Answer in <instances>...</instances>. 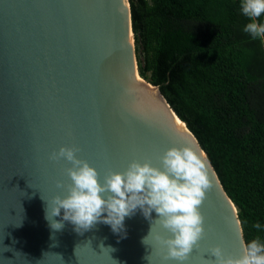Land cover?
<instances>
[{"label": "water", "instance_id": "water-1", "mask_svg": "<svg viewBox=\"0 0 264 264\" xmlns=\"http://www.w3.org/2000/svg\"><path fill=\"white\" fill-rule=\"evenodd\" d=\"M61 147L77 149L101 184L133 161L163 170L172 147L202 154L205 233L189 258H164L154 237L171 233L155 211L137 208L120 232L98 222L78 233L67 221L54 231L41 197H64L72 183V164L50 159ZM217 245L244 254L237 209L196 137L139 76L129 1L0 0V264H212Z\"/></svg>", "mask_w": 264, "mask_h": 264}, {"label": "trees", "instance_id": "trees-1", "mask_svg": "<svg viewBox=\"0 0 264 264\" xmlns=\"http://www.w3.org/2000/svg\"><path fill=\"white\" fill-rule=\"evenodd\" d=\"M128 1L139 76L196 137L245 245L264 242V46L242 0Z\"/></svg>", "mask_w": 264, "mask_h": 264}, {"label": "clouds", "instance_id": "clouds-1", "mask_svg": "<svg viewBox=\"0 0 264 264\" xmlns=\"http://www.w3.org/2000/svg\"><path fill=\"white\" fill-rule=\"evenodd\" d=\"M241 9L250 20L244 31L253 39H264V21L258 22L264 14V0H242ZM76 151L75 148L61 147L50 157L72 164L67 169L72 181L67 186V195L55 196L51 201L41 197L46 202L45 218L54 231L62 230L63 221H67L75 226L78 233L90 230L98 222L110 225L113 232H120L125 217L137 208L146 218L155 211L159 217L156 220L171 233L168 238L159 234L154 237L162 248L167 249L164 258L180 262L189 258L205 233L204 216L199 209L206 199L210 183L202 154H197L190 147H172L161 157L163 170L147 162L133 161L125 172L110 173L101 184L97 170L87 161L78 159ZM57 187L63 188L64 185L57 182ZM61 210L62 220L57 221L54 217L60 216ZM253 227L259 230L261 225L255 223ZM151 234L152 227L143 238L144 244ZM209 252L215 257L212 264H264V242L260 238L247 243L244 254L239 257L226 256L219 245Z\"/></svg>", "mask_w": 264, "mask_h": 264}, {"label": "rangeland", "instance_id": "rangeland-1", "mask_svg": "<svg viewBox=\"0 0 264 264\" xmlns=\"http://www.w3.org/2000/svg\"><path fill=\"white\" fill-rule=\"evenodd\" d=\"M262 39V38H261ZM262 43H263V46H264V39H262Z\"/></svg>", "mask_w": 264, "mask_h": 264}, {"label": "bare ground", "instance_id": "bare-ground-1", "mask_svg": "<svg viewBox=\"0 0 264 264\" xmlns=\"http://www.w3.org/2000/svg\"><path fill=\"white\" fill-rule=\"evenodd\" d=\"M182 126H183V124L182 123H180Z\"/></svg>", "mask_w": 264, "mask_h": 264}]
</instances>
